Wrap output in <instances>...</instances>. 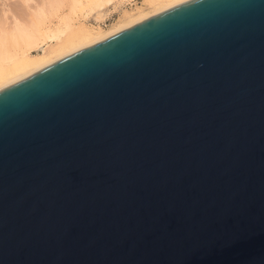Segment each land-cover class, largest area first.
<instances>
[{
    "label": "water",
    "instance_id": "obj_1",
    "mask_svg": "<svg viewBox=\"0 0 264 264\" xmlns=\"http://www.w3.org/2000/svg\"><path fill=\"white\" fill-rule=\"evenodd\" d=\"M0 264H264V0H187L2 88Z\"/></svg>",
    "mask_w": 264,
    "mask_h": 264
},
{
    "label": "bare ground",
    "instance_id": "obj_2",
    "mask_svg": "<svg viewBox=\"0 0 264 264\" xmlns=\"http://www.w3.org/2000/svg\"><path fill=\"white\" fill-rule=\"evenodd\" d=\"M119 1L49 0L47 6L40 3L30 24L22 23L17 15L14 16L10 27L5 26L0 32V90L68 54L187 0H143L132 9L124 8L118 19L104 28L98 22L104 20ZM66 5L67 10L59 12ZM90 15L96 23L82 19ZM53 17H57L56 23Z\"/></svg>",
    "mask_w": 264,
    "mask_h": 264
},
{
    "label": "rangeland",
    "instance_id": "obj_3",
    "mask_svg": "<svg viewBox=\"0 0 264 264\" xmlns=\"http://www.w3.org/2000/svg\"><path fill=\"white\" fill-rule=\"evenodd\" d=\"M28 1H29V3H28ZM142 1L143 0H120L119 2L116 3L115 6H113L112 10L105 16V19L99 21L98 23L101 26H103L104 28H107L114 21H116L118 19L120 12L124 8L132 9L137 4L141 5ZM16 2H18V3H16ZM15 3H16V5H15ZM40 3L41 4L45 3L47 6L49 3V0H27V1L26 0H17V1L16 0H0V32H2L4 30V28H6V27H8V26L10 27V24L12 23L11 20H13V17L16 15H17L16 16L17 19L19 21H21L22 23L30 24L32 22L33 18H35L36 11H38V9L41 6ZM10 6H11V8H10ZM6 7H9L10 9L8 11H5L4 8H6ZM66 10H67V5L62 7L59 12H63ZM13 11H14V13H13ZM7 12H8V14H7ZM27 13H28V15H27ZM2 19H4V20H2ZM82 19H84V21H86L87 23H96L97 22L92 15L87 16V17L82 18ZM53 21H54V23H56L57 17H53Z\"/></svg>",
    "mask_w": 264,
    "mask_h": 264
}]
</instances>
